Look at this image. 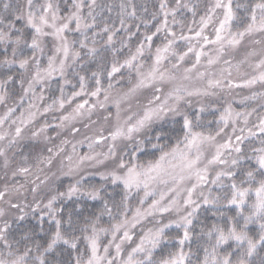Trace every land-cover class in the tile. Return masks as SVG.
<instances>
[{
	"label": "snow or ice",
	"instance_id": "1",
	"mask_svg": "<svg viewBox=\"0 0 264 264\" xmlns=\"http://www.w3.org/2000/svg\"><path fill=\"white\" fill-rule=\"evenodd\" d=\"M181 9H187L193 17L196 15V6L189 7L182 0H175L174 7L169 6L168 0H161L159 12L153 13L151 20H145L137 15V7L132 0H127V2L121 0L118 5L105 3L103 0H22V2L17 0L15 6L12 0H0V45H3L4 53H10V58L6 55L0 64L8 68L18 65L23 73H27L30 67L33 68L34 74L28 80L27 88H24L23 79L20 80V86L24 89V95L32 93L36 100L42 101L43 94L36 96L34 85H45L56 73L64 79V84H70L71 81L67 79L69 70L74 67H83L78 63L82 58L80 50H86L85 54L90 59L98 58L99 70L91 73L96 86L95 90L88 93V78L77 72L79 91L73 92L66 100L61 88L60 98L43 109L46 113L53 110L55 106L63 109L66 103H71L75 97L85 94L99 98L103 92L104 101H107L108 91L114 87L111 81L118 74L120 79H123V69H127L129 73L135 72L137 77V83L129 89L126 96L136 93L138 89L153 87L157 81H163L166 77L175 79L167 73L163 62L169 56H174L178 61L183 62L189 53H192L195 56V64L192 67L195 68L200 63L201 57L207 55L203 48L204 45L216 46L215 57L208 59L210 65L219 63L227 49L236 48L246 38L254 44L261 45L259 55L264 57V0H248L245 3H234V0H211L204 14L200 16L199 30L195 32L201 44L200 49L197 50L190 44L187 51L177 53L174 46L178 40H190V37L183 35L184 22L177 19V13ZM114 10L116 19H112L111 15H106ZM158 16H162V19L153 25L154 30L149 31V26L152 25V21L157 20ZM170 16L171 21H169ZM17 22H20L19 27ZM170 23L173 26H180L181 35L179 37L170 27ZM193 23L196 21L193 20ZM142 25L145 32L142 34V39H139ZM209 25H215L213 27L214 39L205 34ZM188 30L191 32L193 29L189 27ZM121 32L125 34L126 39L121 38V48L117 49L113 45L116 43L117 35ZM160 33H164L166 43L155 48L154 63L145 73L142 70V58L146 52H151L153 41ZM256 35L261 38L255 39ZM134 37L138 38V43L135 51L131 52L129 42ZM97 38H102L104 41L100 48L96 46ZM125 48L131 54L120 62L116 59V54ZM26 49L30 50L28 56L24 55ZM107 49H111L113 59L110 65L105 67L103 51ZM46 50L50 54L47 56V67L42 69L40 58L45 55ZM223 62L231 64L226 59ZM172 67L178 68L179 64H173ZM255 67L264 69V58H261ZM191 71L192 69H186V72ZM224 73H221L219 79L208 80V87L203 90L176 88L168 93L161 103H156L160 101V96H153L147 106L140 112L128 115L123 123L118 124L110 133L113 143L106 153L78 157L75 168L69 167L67 175L79 171L86 161H95L96 164L101 165L105 161L113 162L114 166L110 170L100 172L98 175L102 180L110 181L113 185H123L125 192L123 219L107 229L97 227L100 219L97 217L92 223L79 228L80 235L76 234V222L73 215L70 213L65 221L60 216L64 210L57 206V201L72 200L73 197L77 199L86 197L90 200L103 199L101 188L89 186L86 184L87 177L81 175L75 183L68 187L66 192H57L52 195L43 205V209L40 203L33 206V211H43V215L40 216L41 222L47 215L50 220L54 221L55 226L51 240L43 251L40 250V244H35L38 254L34 260L37 264H54L46 260V255L54 252L58 244H63L77 253L73 258V264H191V248L185 251V245H190L193 240L194 221L197 220L202 208L214 209L213 215L219 214L220 217L225 218V222L223 224L214 223L207 231L201 229L200 236L206 237L208 241L201 264H255L253 257L257 255L258 249H264V136L260 139L261 147L252 148L253 155L249 156L242 145L245 140L256 136L257 133L248 128V135L245 136L243 135L245 128L238 130L236 124L243 118L246 126L248 117L252 113L236 112L231 105H228L220 114L219 124L221 126L213 135L196 130L201 123V114L208 110L207 106L200 104L195 112L188 111L192 107L190 98L193 96H215L216 93L210 89L241 86L225 84L224 81L228 80L232 73L230 69H225ZM105 74L109 81L107 89L101 85V77ZM199 75L203 77L205 73ZM184 78L189 79L190 77L185 76ZM13 79L9 75L6 80H0V102L5 100L6 85ZM257 82L264 85V71H261L259 76H252L251 79L245 80L243 86L250 88ZM156 91L160 89L157 88ZM245 99H255V95ZM170 100L172 103H169ZM20 103H23V98ZM86 104L88 100L78 104L74 114L63 116L62 121L83 116L85 113L82 110ZM99 106L104 107V103L100 102ZM29 107L35 108L36 111H29L27 117L21 114L14 137L9 141L10 146L16 143V137L21 136L23 126L32 123L40 111L35 103H31ZM95 107L97 105L93 104L92 108ZM14 111V108H9L6 116L0 118V125H3ZM169 118L171 128L164 130L161 127L159 131L149 135L154 125H162ZM117 119L119 120V114H117ZM230 121L233 125L232 135L227 137L225 143L217 144L216 138L224 133ZM13 123L15 124L16 121L14 120ZM177 124L179 125L178 132ZM255 127L259 129L260 134H264V116L259 117V123ZM44 130V128L40 129L41 132ZM71 131L75 134L79 132V129L73 127ZM237 131L241 134H237ZM174 133L176 135L174 145H166L162 142L166 138H172ZM32 135L38 136L39 132H33ZM233 137L235 144H233ZM4 139L5 136L0 134V140ZM105 139L108 137L101 135L99 140H92L89 148L91 149L94 143H100ZM118 140L129 142L131 151L123 152L118 156L116 151ZM149 144L152 149L159 151L158 158L146 160L144 163L138 162V154L154 156V153L147 152ZM206 144L215 148L210 158L205 157L204 154ZM72 147L75 151L76 146ZM125 147H128V144ZM166 147L168 150H165ZM225 150L228 151V157H225ZM48 151L52 150L48 149ZM60 151H63V148ZM0 156L5 157V167H7L8 160L3 149H0ZM68 159L72 161L71 156ZM246 160L254 161L255 166L251 163L245 166L244 161ZM46 162L51 164L52 157H48ZM17 171L20 174H27L30 169L21 167ZM13 175H16V172ZM209 184L221 191L214 193L212 188L207 187ZM154 185H164L165 190L158 192V199H153L147 209L137 207L129 219L127 202L133 190L137 192L144 190L143 198L140 200V204L143 205L149 196L157 194ZM38 187L39 185H36L32 191L35 192ZM4 197L5 192H0V200ZM166 198L167 202H165ZM11 206L20 209L19 204ZM230 209L235 210V215H227L225 210ZM104 212L111 217L112 209L108 207L107 201L104 202ZM170 212H175L176 218L169 219L166 223L157 220L156 227L144 232L139 242L127 252L125 258L124 245L133 240L131 230L149 216ZM4 214V211L0 209V216ZM18 219L23 220L24 215H20ZM65 224L67 229L64 228ZM253 226L258 228V238L250 234ZM10 227L7 221L0 225V244L7 250L6 257L0 253V264H29V255L33 252V248H25L22 253L19 249L14 251L13 244L8 239ZM170 229L180 230L181 234L169 238L167 230ZM109 232L111 239L102 246L101 234L107 235ZM170 239L178 244V249L165 254L162 245L168 244ZM81 243L84 245L83 252L79 247ZM226 246L232 248V251L225 250ZM112 248L115 249L114 255L110 252ZM158 251H160L159 258H157ZM260 264H264V259L260 261Z\"/></svg>",
	"mask_w": 264,
	"mask_h": 264
},
{
	"label": "rangeland",
	"instance_id": "2",
	"mask_svg": "<svg viewBox=\"0 0 264 264\" xmlns=\"http://www.w3.org/2000/svg\"><path fill=\"white\" fill-rule=\"evenodd\" d=\"M205 31V34L211 37V29L207 28ZM188 37H190L189 42L195 43L198 41V38L195 35H190ZM243 46L248 45L243 44ZM239 47L240 45L234 49H231V51H228L227 49V53L219 63L210 65L208 64V59L210 57H215L216 53L214 52V49H216V46L211 44L204 45L203 48L207 55L201 57L200 63L195 68L192 67L193 64H195V56L192 53H189L183 62L177 60L178 64L180 65L179 70H182L183 67V70H185L184 74L183 72L178 71V73H182L179 76L177 75L176 71V74H174L175 79L167 80L168 78L166 77L167 79L165 78L163 81H157L156 85L153 87L138 89L136 93L127 96L125 94L128 93L129 90L112 91L111 93H108L109 98L107 101H104V94L102 93L100 94L99 98L89 96L88 99H86L88 100V104H86L85 108L82 110L85 114L83 116H78L75 119H70L69 121H62V117L69 115L70 113L74 114L76 106L71 110L67 106L68 103H66L63 109H59L58 106H55L53 110L45 113L43 109L52 104L53 101H45L46 99H44V95L42 101L36 100L32 93H30V95L27 97V103L20 109H16L13 113H11V115H9L4 121V124L0 125V134L5 136L4 140H0V149L5 151L8 160V165L5 167V157L0 156V192H5L4 199L0 200V209H2L5 213L4 216H0V225H2L5 221L10 224L13 219L18 218L20 215H24L25 217L27 214L35 212L33 211V206L36 203H40L41 209H43V205L47 203L48 199L57 193V191L53 189V183L55 180H58L59 177H69L75 183L76 179H79L81 175H84L87 178H100L98 173L110 170L114 166L113 162L110 160L105 161V163L102 165L96 164L95 161H86L85 164L81 166L79 171H74L70 175L66 174L69 172V167L75 168L78 162V157L96 155L97 153H106L113 143L110 139V133L115 130L118 124H122L128 115L132 114L133 112H140L145 106H147L148 101L152 99L153 96H160V101H156V103H161L163 101L162 99L167 97L168 93L174 91L176 88L203 90L208 87V80L221 78V73H224L225 69H230L232 71V75L228 80L224 81V83H231L233 85L238 84L241 86H234L231 88L218 87L212 88L210 91L215 92L216 97L219 96L223 97L224 99H228L232 96L233 98L231 101H236L237 105L241 106V108L238 110L234 109L236 112L252 113L248 117V124L246 126L243 123V118H241L236 124L238 130L239 128H245L243 135H248V128H251L257 134H260L259 129L255 127V125L259 123V116L257 117L256 111L260 107H264V85L257 82L255 85L249 88L244 87L243 84L245 80L251 79L252 76H259L260 72L264 71V69H258L255 67V65L259 63V60L264 57L259 55L261 45L253 43L252 47L246 49V51L249 50V54L251 55L249 57L245 56V58L242 60L244 61V69L238 73H234V67H229V64H225L223 61L225 59L229 61L235 60L236 52ZM199 49L200 48L197 50ZM171 57L172 56H169V58ZM245 63H247V65H245ZM216 68L222 69L217 71ZM186 69H192V71L186 72ZM200 73H205V75L200 77ZM57 74L58 73H56L54 76ZM224 74L227 75V73ZM185 76L190 78L185 79ZM43 88L44 85L42 86V89ZM157 88H159L160 91H156ZM34 91L36 96L43 94V90L38 91L36 86H34ZM235 93L242 94L241 96H238ZM233 95H235V97ZM253 95H255V99H245L246 97H252ZM206 97L208 96L191 97L190 99L192 100V106L199 107L200 104H204L206 102ZM250 101H254V105L252 107L249 106L247 109L245 106ZM100 102L104 103V107L99 106ZM31 103H35L40 111L37 113L32 123L23 126L21 136L16 137V143L10 146L9 141L14 137L15 128L20 123L21 114L23 113L24 116L27 117L29 111H36L35 108L29 107ZM169 103H172V101L170 100ZM93 104H96L97 107L92 108ZM9 108L10 105L5 103V101H3V104H0V118H4L6 116ZM253 109H255L254 112ZM117 114H119V120L117 119ZM261 116H264V112L262 115H260V117ZM14 120L16 121L15 124L13 123ZM40 120L53 128L55 127L56 130L52 135L47 134L48 129L44 124H39ZM232 126L233 125L230 121L229 126L226 128L224 133L216 138L217 144L225 143L227 137L232 135ZM73 127L79 129V132L73 134L71 131ZM41 128H44L45 130L41 132ZM33 132H39V135L33 136ZM237 134L241 133L237 131ZM101 135L108 137V139H105L100 143H94L90 149L89 144L92 142V140H99ZM28 143L32 144V151L31 149L25 150V148H23ZM126 144L130 145L129 142L120 140L116 141V151L118 156L121 155V150L124 149ZM233 144H235L234 137ZM73 145L76 146L75 151H73ZM11 148H14L13 154H11L9 151ZM61 148H63V151H60ZM48 149H51L52 151L49 152ZM214 152V147H210L207 144L204 145L205 157L210 158ZM14 156L17 157V160L14 159ZM69 156L72 157V161H69ZM48 157H52L51 164L46 162ZM225 157H228L227 150H225ZM21 167H28L30 169L29 173L20 174L17 170ZM14 172H16V175H13ZM37 177H39V179H37ZM36 185H39V187L36 188L35 192H33L32 189L35 188ZM153 187L156 189L157 194L149 196L148 199L145 200V204L139 207L147 209L153 199H158V192L165 190L164 185H154ZM207 187L212 189L216 188V186L211 184L207 185ZM6 189L7 191H5ZM140 191L142 192V199L144 190L141 189ZM134 192L137 191L133 190V193ZM165 202H167V198ZM12 204H19L20 209L13 208L11 206ZM131 216L128 218L131 219ZM175 218L176 213L170 212L164 213L163 215L157 214L156 216H149L148 218L143 219L139 224L136 225L134 229L131 230V234L133 236L132 242L126 243L124 245L125 258L127 252L139 242L140 236L149 228L156 227L157 220H159L161 223H166L169 219ZM106 228L110 229L111 227ZM110 239V232L107 235L101 234L102 246L106 245ZM110 252L114 255L115 249H110ZM102 254L103 253L101 252V255Z\"/></svg>",
	"mask_w": 264,
	"mask_h": 264
},
{
	"label": "trees",
	"instance_id": "3",
	"mask_svg": "<svg viewBox=\"0 0 264 264\" xmlns=\"http://www.w3.org/2000/svg\"><path fill=\"white\" fill-rule=\"evenodd\" d=\"M22 2V0H20ZM105 3H110L113 5H118L121 0H103ZM124 2H127V0H124ZM161 0H132V3H134L137 7V15L143 17L145 20H151V17L153 13L159 12V4ZM183 3H186L189 5V7L195 5L196 6V15L193 17L192 13L189 12L187 9H181L180 12L177 13V19L182 20L184 22V28H183V35L190 36L195 35V32L199 30V19L200 16L204 14L206 10V6L211 3V0H182ZM245 3L248 2V0H234V3ZM17 3V0H12V4L15 6ZM169 6L174 7L175 6V0H168ZM146 9V11H145ZM112 19H116V11L114 10L111 14ZM162 19V16H158L157 20L152 21V25L149 26V31L154 30L153 25L158 23V21ZM172 17H169V21H171ZM193 20L196 21V23H193ZM17 26H20V22H17ZM118 26V25H117ZM215 25H209V29H211V37L214 39L213 34V27ZM170 27L173 28V30L176 32L177 37L181 35V28L179 25H171ZM191 27L193 30L190 32L188 28ZM145 32V28L143 25L140 28V35L139 39H142V34ZM206 32V31H205ZM91 35V33H89ZM258 36V37H257ZM121 38L126 39V36L123 32L119 33L116 37V43L113 45V47L119 49L121 48ZM255 38L260 39L261 37L259 35H256ZM97 47L100 48L104 41L102 38H97ZM244 42V43H243ZM240 45L239 49L236 52V59L233 61H230L231 64L229 65L234 67V73H238L241 70L244 69V61H242L245 56L249 57L251 54H249V50L246 51V49H249L253 46V43L249 39H245ZM138 43V38L134 37L132 41L129 42L131 52L135 51V47ZM166 41L164 40V33H160L156 39L153 41V47L150 53L146 52L145 56L142 58L143 60V71L146 73L149 71L151 66L154 63L155 60V48L157 46H162ZM192 45L196 47V49L201 47V44L197 42H189V41H182L178 40V43L174 46L175 50H178V53L187 51L189 45ZM243 44H247L248 46H243ZM232 48L228 49V51H231ZM79 50V49H78ZM81 51V60L78 62L80 65H83V67H74V69L69 70V73L67 75V79L71 81L70 84H64V79L57 74L52 79L48 80L46 84L44 85V88L42 89V86L36 84V89L38 91H42L44 95L45 101H54L58 100L61 96V88L63 89V96L67 100L68 97L71 96L73 92L79 91L78 86V77L76 76V73L79 72L80 75H85L88 78V88L87 92L90 93L91 91L95 90V83L94 78L91 76V73L93 71L99 70V60L97 59H90L86 56L85 52L86 50H80ZM213 53V51L211 50ZM215 52V49H214ZM216 53V52H215ZM227 53V51H226ZM225 53V54H226ZM30 54V50H25L24 55L28 56ZM50 53L46 50L45 55L40 58V64L41 68L47 67V56ZM131 53L127 48L123 49L120 52H117L116 59H118L120 62H123L125 58H127ZM249 54V55H246ZM8 55L10 58V53L6 54L3 50V45H0V61H3L5 56ZM104 56V64L105 67H108L113 59L112 51L111 49H107L103 51ZM173 64H178L177 58L172 56L171 58L165 60L163 62V67L167 69V73L174 76L177 71V75H181L182 73H178V71L185 72V70H179L178 68H173ZM247 65V63H245ZM180 66V65H179ZM217 71H219L222 68H216ZM123 73V79H120V75L118 74L117 77L113 78L111 81L114 85V87L108 91V93H111L112 91L121 90L126 91L132 88L137 83V77L135 72L129 73L127 69L122 70ZM232 73V71H231ZM34 74V69L30 67L29 71L27 73H23L22 70L19 69L18 65H14L11 68H8L6 66H3L0 64V80H6L7 76H12L14 79L9 82L6 85L5 89V103H8L10 105V108L20 109L22 106H24L27 103L28 95H24V89L20 86V80H24V88H27L28 86V80L31 78V76ZM167 79V78H166ZM119 80L120 82L117 83L116 81ZM169 80V79H167ZM109 81L106 76L101 77V85L103 88L107 89ZM185 89V88H183ZM104 94L103 92H101ZM238 96H241L242 93H235ZM90 94H85L81 96L75 97L71 101V103H68L67 106L69 109H73L78 104H81L84 102V100L88 99ZM235 97V95H233ZM21 98H23V103L21 104ZM233 97H229L228 99H224L223 97L219 96H208L205 98L206 102L204 103L205 106H207L208 110L201 114V123L200 126L196 129L197 131H202L205 134H213L215 135L216 131L219 130V127L221 126L219 124L220 120V114L224 111V109L231 105V107L235 110H238L241 108V106H238L236 101H231ZM163 100V99H162ZM0 104H3V102H0ZM254 101H250L245 107L248 109L249 106H253ZM3 106V105H2ZM199 107L192 106L188 109L190 113L195 112ZM264 112V107H260L256 111L257 117L262 115ZM44 115V114H43ZM42 115V117H43ZM42 119V118H41ZM179 119V118H177ZM259 119V118H258ZM169 119H166L164 123L156 124L153 126L152 132L149 133V135L153 134L156 131H159L161 127L164 128V130H168L172 127V124L169 122ZM42 121H39V124H44L45 127L48 129L47 134L52 135L54 131L56 130L55 127H51L46 123H41ZM177 132L179 131V125H176ZM226 130V129H225ZM264 136V134H257L254 137H250L249 139L245 140L242 147L244 148V151L249 155H253L251 149L252 148H259L261 147L260 139ZM176 140L175 133L173 134L172 138H166L163 143L166 145H174ZM155 142V141H153ZM23 148L26 149H33L32 144L28 143ZM165 150H168L167 147ZM10 153L13 154L14 148H11ZM12 151V152H11ZM131 151V145H128V147H124L123 150H121V155L123 152H130ZM148 153H154L153 155H145V154H138V162L144 163L146 160L158 158L159 151L152 149L150 144L147 147ZM9 153V154H10ZM16 153V152H15ZM21 153V152H19ZM18 153V154H19ZM14 159L17 160V157L14 156ZM251 163L253 166L254 161H244L245 166L247 164ZM73 180L69 177H59L58 180H55L53 183V189L57 192L67 191L68 187L73 184ZM86 184L89 186H95L97 188H101V196L103 199L101 200H90L86 197H80L77 199L76 197H73L72 200L67 199H61L57 201V206L63 208V212L60 214V216L66 221L68 215L71 213L73 215V219L76 222V234L80 235L79 228L84 226L85 224H90L93 221L96 220L97 217H99V223L97 224L98 228H106L111 227L112 225L120 222L123 219L122 213L125 211L124 204H123V197L125 195L123 185L117 184L113 185L110 181H104L99 177L94 178H87ZM214 193L220 192L221 190L219 188L212 189ZM142 192H134L132 193L130 199L127 202L128 205V217H130L135 210L136 207L143 206L145 204V201L143 205L140 204ZM107 201V205L109 208L112 209V215L111 217L104 212V202ZM46 211V210H44ZM214 209H208V208H202L201 212L198 214V218L196 221H194V234H193V240L190 245H185V251H188L189 248H191V264H201L204 258V248L208 246V241L206 237L200 236L201 229H204L207 231L211 228V226L214 223H220L223 224L225 222V218L220 217L219 214L213 215ZM227 212V215H235V210H225ZM103 213V215H102ZM43 215V211H35L31 212L30 214H27L23 220H20L18 218L13 219L10 222V229L8 232V239L13 244V250L19 249V252L22 253L25 248L31 247L33 248V252L29 255V264H37L35 262L34 257L38 254L35 250V244H40L41 251H43V248L46 247L47 243L50 242L51 236L55 231L54 221L50 220V218L45 215L43 222L40 220V216ZM64 228L67 229V225H64ZM167 234L169 238L174 236H179L180 230L176 229H170L167 230ZM250 234L253 237L258 238V228L256 226L252 227V230ZM27 237V238H25ZM81 252L84 251V245L81 243L79 246ZM234 247V245H233ZM178 249V244L170 239V242L168 244L162 245V250L166 254L168 251H176ZM225 250L232 251V248L226 246ZM0 253H3L4 256H7V250L3 247L1 244ZM77 253L73 250L69 249L67 246L63 244H58L56 246V250L52 253H48L46 255V260L49 262H54V264H73V258L75 257ZM160 256V251L157 253V258ZM235 258V257H234ZM264 259V249H258L257 255L253 257V260L255 264H260V261Z\"/></svg>",
	"mask_w": 264,
	"mask_h": 264
}]
</instances>
